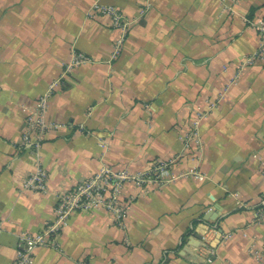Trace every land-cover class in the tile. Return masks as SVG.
<instances>
[{
    "label": "crops",
    "instance_id": "1",
    "mask_svg": "<svg viewBox=\"0 0 264 264\" xmlns=\"http://www.w3.org/2000/svg\"><path fill=\"white\" fill-rule=\"evenodd\" d=\"M97 5L130 21L117 55L122 31ZM263 15L264 0H0V264H16L19 235L43 230L57 194L104 164L175 158L160 187L125 184L124 227L105 210L74 213L60 249L36 248L33 264H264V61L244 60L259 46L247 19ZM75 52L91 60L62 78ZM54 82L46 115L64 127L40 150L46 191L25 189V108ZM211 101L201 149L187 152ZM194 168L204 177L185 175Z\"/></svg>",
    "mask_w": 264,
    "mask_h": 264
},
{
    "label": "built area",
    "instance_id": "2",
    "mask_svg": "<svg viewBox=\"0 0 264 264\" xmlns=\"http://www.w3.org/2000/svg\"><path fill=\"white\" fill-rule=\"evenodd\" d=\"M94 11L108 15L111 18L112 26L122 31V38L117 43L114 51V55H117L129 30L130 21L119 9L112 5H97L94 7ZM247 21L259 36L257 50L246 55L244 59L245 64L252 65L258 61H264V15L257 19L248 18ZM90 60V57L84 52H75L72 59L65 64L62 78L75 67ZM237 77L238 74L230 83H236ZM57 82L50 85L49 90L37 99L33 107L25 108L26 115L24 128L21 132L20 148L36 157V170L25 181V189L46 191L48 173L39 159L40 150L47 134L64 127L61 123L48 120L46 115L49 98ZM216 104L217 101H211L207 109L195 111V122L184 137L187 152L192 149L197 151L201 149L202 140L198 125L216 107ZM176 160V158L157 160L144 171H131L129 168H115L104 164L99 171L78 182L70 190L58 193L54 219L37 233L23 232L19 235L16 244V264H33L35 250L38 247L60 249V243L57 238L70 216L74 213L105 210L113 215L117 225L124 227L125 220L135 201L134 196H124L125 184L133 183L146 191L150 190L152 186L160 187L165 181L175 178L170 176L166 180ZM185 175L193 176L197 179L204 177L197 168L191 169ZM256 220L264 226V199L262 206L256 212ZM2 228V223L0 222V230ZM80 264L92 263L80 262Z\"/></svg>",
    "mask_w": 264,
    "mask_h": 264
},
{
    "label": "water",
    "instance_id": "3",
    "mask_svg": "<svg viewBox=\"0 0 264 264\" xmlns=\"http://www.w3.org/2000/svg\"><path fill=\"white\" fill-rule=\"evenodd\" d=\"M207 218H210V214H208V217ZM212 218L214 219V218H216V216H212Z\"/></svg>",
    "mask_w": 264,
    "mask_h": 264
}]
</instances>
